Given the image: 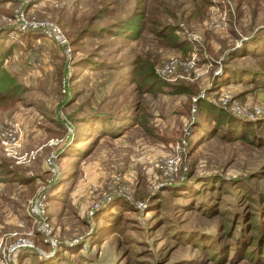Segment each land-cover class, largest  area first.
I'll list each match as a JSON object with an SVG mask.
<instances>
[{"label":"rangeland","instance_id":"1","mask_svg":"<svg viewBox=\"0 0 264 264\" xmlns=\"http://www.w3.org/2000/svg\"><path fill=\"white\" fill-rule=\"evenodd\" d=\"M19 7L60 27L68 60L16 33ZM4 30L21 92L0 100V126L21 134L0 139V250L32 232L43 192L55 243L34 232L21 264H264L242 256L263 235L247 223L264 218V0H0Z\"/></svg>","mask_w":264,"mask_h":264},{"label":"built area","instance_id":"2","mask_svg":"<svg viewBox=\"0 0 264 264\" xmlns=\"http://www.w3.org/2000/svg\"><path fill=\"white\" fill-rule=\"evenodd\" d=\"M12 25L14 26L16 33L37 34L39 37L51 42L56 46V48L60 49L66 60L70 58V44L62 33L60 27L55 22L29 16L19 7L13 10ZM173 68L174 61H170L159 72L161 74H169ZM65 84L66 81L62 78L61 88H64ZM199 98L201 97L192 99V103H195ZM192 110H194V108H192ZM253 113L257 116L262 114L255 108L253 109ZM0 130L4 133L0 136L1 140L2 137L5 139L3 145H12L14 147L18 145L21 133L14 120L6 121L2 126H0ZM180 144H183V141H180L179 145ZM5 154L13 156L10 150H6ZM55 159L56 157L54 154H50L46 159V166L48 167L50 173L53 171L52 166ZM168 163L172 164L171 161ZM26 211L27 217L31 219L34 224V229L31 233L24 234L21 237L13 235V237L15 236V239L0 250V264H13L16 254L22 249L33 251L34 245L30 240V237L34 236V232L41 235L43 243L48 245H53L55 243V240L52 239V229L49 226L46 216V195L43 192L38 194L36 193L35 197L28 201Z\"/></svg>","mask_w":264,"mask_h":264},{"label":"trees","instance_id":"3","mask_svg":"<svg viewBox=\"0 0 264 264\" xmlns=\"http://www.w3.org/2000/svg\"><path fill=\"white\" fill-rule=\"evenodd\" d=\"M138 27L139 25L137 23H132L131 24V28H128L127 30L130 31V36H137L138 34ZM6 30L0 32L1 36L6 34ZM11 46L9 44L5 45L3 41H0V100H5L8 98H11V96H13L14 94L20 93L21 92V87L14 83V81L12 80V78L8 75V73L5 71V69L3 68V63L8 59V57L11 54ZM150 74V73H149ZM151 78H153L152 73L150 74ZM249 80H253L250 79ZM254 81V80H253ZM197 105H198V109L206 114L207 112H205V110H209L212 111V114L215 113L216 116H218L219 120L216 118L214 119V117H209L212 120H215L217 123H221L224 122L225 125L228 123V117L226 116V114L219 110V109H215L213 106H211L209 103L205 102V101H197ZM85 126H89L87 125V122H83L82 123ZM3 168L0 167V180H6L7 176L9 175L8 172L6 171H2ZM4 172V173H3ZM248 228L249 231L253 234L255 233H262V237L259 238L255 244V250H253V252H249L248 254H246V251H242V256H247L245 259L247 260H251V262H257V259H259L260 261L264 260V218L260 219L258 216H253L250 217L249 221H248ZM233 228V226L228 227V229ZM242 233H243V229H242ZM15 239V237H12L11 242ZM252 240V241H251ZM250 241L252 242V245H249L250 247H253L254 242H255V238H252ZM45 248V247H44ZM61 249H63V251H66L67 254L71 253L69 248H64L62 247ZM263 249V251H262ZM237 250L239 252H241V248L238 246ZM34 251V250H33ZM44 253L49 254L50 251L43 249ZM48 252V253H47ZM255 252V255H254ZM28 253V250L22 249L20 251H18V253L15 256V260L17 264H21V262L25 259H27V256H25ZM56 255H59L61 258H63V255H61V253H57L55 252V255H53V257L51 256L49 259L47 258V260L44 261H38V259L35 261V264H58L59 261H56ZM257 258V259H256Z\"/></svg>","mask_w":264,"mask_h":264}]
</instances>
